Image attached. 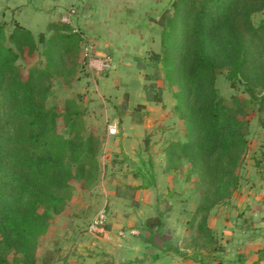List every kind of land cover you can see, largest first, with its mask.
<instances>
[{
  "label": "rangeland",
  "instance_id": "rangeland-1",
  "mask_svg": "<svg viewBox=\"0 0 264 264\" xmlns=\"http://www.w3.org/2000/svg\"><path fill=\"white\" fill-rule=\"evenodd\" d=\"M140 1L143 3L132 6L131 11L126 5L119 4L114 9V4H106L100 12L102 18L94 19L93 25L87 27L83 21L87 8L84 0H0L2 34L7 36L16 21L31 32L34 40L33 52H25L16 61L20 76L25 78L31 67L45 70L39 82L45 108L57 113L55 133L64 140L75 139L74 148L80 151L79 160L85 164L82 174H75L77 162L72 164L68 147L63 145V163L74 175L55 190L61 202L46 216L44 228L37 236V264L43 260L45 264H73L84 258H89L88 263L99 262L106 242L88 234L86 224L104 208L113 180L120 184L118 193H131V188L124 185L126 178L152 171L162 154L159 141L174 136L166 137L165 132L181 131L184 127L183 121L177 119L178 86L165 74L166 51L160 45V36L169 31L165 21L172 13L171 0ZM63 16H68V20L61 21ZM250 20L254 27L264 24V7L253 12ZM66 33H71L77 47L59 56L58 46L66 41ZM99 38L107 39L108 44L101 46ZM252 41H258L260 49L264 46L263 38ZM5 43L10 45L7 40ZM84 46L91 51L88 60ZM103 57L108 58V67L99 71L95 67ZM226 73L225 67L215 70L216 93L229 106L231 96H236L241 103L240 117L245 122V151L236 170L239 186L232 194L236 195L246 192L256 173L264 181V67L259 62L249 69L248 81H237L233 87ZM156 94L159 101H152ZM66 116L70 118L67 120ZM108 125L115 128L113 134L107 132ZM87 137H91L90 152L79 144ZM145 138L149 142L155 139V156L147 157L145 148L141 152ZM113 149L118 153H113ZM85 154L92 159H84ZM167 180L165 192L174 193L187 214L196 206L208 204L207 183L190 171L187 162L178 170H170ZM244 202L238 200L236 210L243 208ZM190 242L195 249V239ZM210 246L205 242L204 247L198 248V257L205 264H234V254L238 253L232 249L224 251L223 245L221 250L220 245L213 250Z\"/></svg>",
  "mask_w": 264,
  "mask_h": 264
},
{
  "label": "trees",
  "instance_id": "trees-1",
  "mask_svg": "<svg viewBox=\"0 0 264 264\" xmlns=\"http://www.w3.org/2000/svg\"><path fill=\"white\" fill-rule=\"evenodd\" d=\"M170 5L172 13L165 21L169 31L160 36V45L166 51L165 74L178 86L177 119L184 127L161 143L162 167L174 171L187 162L190 171L207 183L209 202L195 207L188 224L212 245L211 250L218 245L221 250L222 242H214L210 234L207 215L218 203L224 205L241 195L232 194L239 186L236 170L246 143L241 103L232 95L229 106L217 95L215 70L225 67L233 87L237 81H248L249 69L259 62L264 67V46L260 49L259 40L252 41L264 39V24L254 27L250 20L253 12L264 7V0H171ZM64 36L59 56L77 47L71 33ZM34 49L31 32L16 21L7 36L0 29V264H37V236L46 216L61 202L55 190L74 172L82 174L85 165L74 148L75 139L64 140L55 133L57 113L45 108L39 82L45 70L31 67L25 78L19 74L17 59ZM151 100L159 101V95ZM90 139L79 142L88 152ZM64 144L72 164L77 162L74 172L63 163ZM144 148L147 156L153 154L152 141L145 138ZM84 159L92 158L85 154ZM256 174L249 182L255 186L256 177L264 184ZM146 224H151L149 219ZM263 259L262 248L250 264Z\"/></svg>",
  "mask_w": 264,
  "mask_h": 264
},
{
  "label": "crops",
  "instance_id": "crops-1",
  "mask_svg": "<svg viewBox=\"0 0 264 264\" xmlns=\"http://www.w3.org/2000/svg\"><path fill=\"white\" fill-rule=\"evenodd\" d=\"M84 2L87 8L83 13V21L87 27L93 25L96 21L94 19L102 18L100 12L104 11L106 4H114V9H117L119 4L126 5L124 7L131 11L132 6L143 3L140 0H84ZM96 24L100 23L97 21ZM151 40L153 41V38ZM97 41L101 46L108 44L107 39L104 38H99ZM164 135L169 138L173 135L176 137V130L165 132ZM154 141L155 139L152 141L154 152L151 156L156 155L157 143ZM159 142L163 143V138ZM140 148L143 152L144 146ZM111 151L118 153L115 149ZM142 159L139 160L141 164ZM147 160L150 162L148 158ZM149 164L152 165V162ZM162 165L163 154L152 166V171L148 169L146 174L140 173L126 178L124 185L132 191L126 195L118 193L117 188L120 184L113 180V189L106 192L107 198L104 200V208H107H105L107 229L111 239L109 241L100 239L106 242V245L99 262L91 260L88 263L89 258H84L73 264H205L204 260L198 257V248L204 247V239L198 231L189 227L188 220L191 213L187 214L178 204L180 200L176 199L174 193L165 192L170 171H164ZM253 183L255 186L249 182L246 192L230 198L223 206L213 207L207 215L213 241L222 242L225 246L224 251L232 249L240 254V256L234 254L236 258L234 264H250L256 260L258 251L264 249L262 194L264 184H261L256 177ZM238 200L245 201L241 210H236ZM148 219L151 224H146ZM118 232L122 234L118 235ZM192 238L196 241L195 249H192L193 245L190 242ZM220 256L221 254L218 257ZM238 258L242 261L239 262ZM209 264H219V262L210 261ZM259 264H264V259Z\"/></svg>",
  "mask_w": 264,
  "mask_h": 264
},
{
  "label": "built area",
  "instance_id": "built-area-1",
  "mask_svg": "<svg viewBox=\"0 0 264 264\" xmlns=\"http://www.w3.org/2000/svg\"><path fill=\"white\" fill-rule=\"evenodd\" d=\"M68 16H63L61 18V21H67ZM90 49L89 47L84 46V56L88 60L90 57ZM99 66H96L95 68L101 71L102 69H105L108 67V58L103 57L99 58ZM91 62V59L89 60ZM115 131V128L113 125H108L107 132L109 134H113ZM106 211L104 208H100L89 220V222L86 224V232L90 234L91 236L104 240L109 241L111 239V235L109 230L106 227ZM122 232H118V235H121Z\"/></svg>",
  "mask_w": 264,
  "mask_h": 264
}]
</instances>
